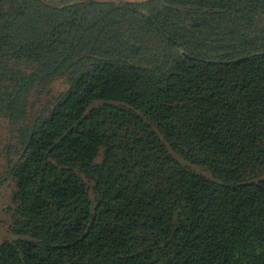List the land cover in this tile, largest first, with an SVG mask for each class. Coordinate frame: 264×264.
<instances>
[{
    "label": "trees",
    "instance_id": "trees-1",
    "mask_svg": "<svg viewBox=\"0 0 264 264\" xmlns=\"http://www.w3.org/2000/svg\"><path fill=\"white\" fill-rule=\"evenodd\" d=\"M0 264H264V0H0Z\"/></svg>",
    "mask_w": 264,
    "mask_h": 264
},
{
    "label": "rangeland",
    "instance_id": "rangeland-1",
    "mask_svg": "<svg viewBox=\"0 0 264 264\" xmlns=\"http://www.w3.org/2000/svg\"><path fill=\"white\" fill-rule=\"evenodd\" d=\"M131 1H143V0H131ZM4 136V130L2 123L0 121V140ZM10 193L11 188L8 184L2 187L0 190V241L2 236L4 235L7 225L10 222V214H9V207H10Z\"/></svg>",
    "mask_w": 264,
    "mask_h": 264
}]
</instances>
